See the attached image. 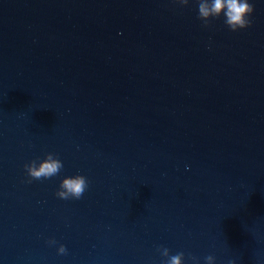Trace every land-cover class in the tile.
Returning <instances> with one entry per match:
<instances>
[{
    "label": "water",
    "instance_id": "water-1",
    "mask_svg": "<svg viewBox=\"0 0 264 264\" xmlns=\"http://www.w3.org/2000/svg\"><path fill=\"white\" fill-rule=\"evenodd\" d=\"M248 2L231 31L195 0H0V264H264V0ZM46 153L62 169L30 179ZM75 175L81 198L57 197Z\"/></svg>",
    "mask_w": 264,
    "mask_h": 264
},
{
    "label": "clouds",
    "instance_id": "clouds-1",
    "mask_svg": "<svg viewBox=\"0 0 264 264\" xmlns=\"http://www.w3.org/2000/svg\"><path fill=\"white\" fill-rule=\"evenodd\" d=\"M180 5L186 6L189 0H176ZM198 5V19L201 20L205 27L208 26L210 18L216 19L221 15L225 17L224 23L231 31L245 29L250 26L251 21L247 18L254 11L252 4L248 0H195ZM62 162L54 158L53 153H46L44 159L30 161L24 165L27 176L30 179L40 180L47 179L59 173L62 169ZM88 187V181L83 175H75L63 178L59 183L56 196L61 199H80ZM49 244L56 243L49 240ZM163 257L167 259L162 264H184V253L178 252L170 255L169 249H157ZM57 252L64 254L66 249L64 245L57 248ZM193 264H198L196 257L189 255ZM206 264H214V257L209 255L205 257Z\"/></svg>",
    "mask_w": 264,
    "mask_h": 264
}]
</instances>
